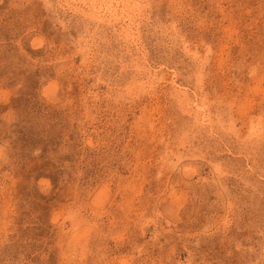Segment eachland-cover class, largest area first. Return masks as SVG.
<instances>
[{
  "label": "rangeland",
  "instance_id": "rangeland-1",
  "mask_svg": "<svg viewBox=\"0 0 264 264\" xmlns=\"http://www.w3.org/2000/svg\"><path fill=\"white\" fill-rule=\"evenodd\" d=\"M0 264H264V0H0Z\"/></svg>",
  "mask_w": 264,
  "mask_h": 264
},
{
  "label": "bare ground",
  "instance_id": "bare-ground-1",
  "mask_svg": "<svg viewBox=\"0 0 264 264\" xmlns=\"http://www.w3.org/2000/svg\"><path fill=\"white\" fill-rule=\"evenodd\" d=\"M120 5V4H119Z\"/></svg>",
  "mask_w": 264,
  "mask_h": 264
}]
</instances>
